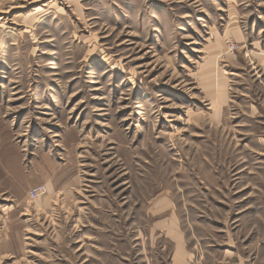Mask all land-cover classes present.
<instances>
[{"label":"rangeland","instance_id":"1","mask_svg":"<svg viewBox=\"0 0 264 264\" xmlns=\"http://www.w3.org/2000/svg\"><path fill=\"white\" fill-rule=\"evenodd\" d=\"M262 49L264 0H0V264H264Z\"/></svg>","mask_w":264,"mask_h":264},{"label":"crops","instance_id":"2","mask_svg":"<svg viewBox=\"0 0 264 264\" xmlns=\"http://www.w3.org/2000/svg\"><path fill=\"white\" fill-rule=\"evenodd\" d=\"M258 61L264 68V49L256 53ZM207 75L208 80H205ZM204 76L203 86L205 89L212 88L213 91L209 93L212 101L215 103V114L213 117L216 119V122L221 123L225 117V109L230 104L231 96V87L230 80L224 70L220 72H206ZM168 234L170 237L177 243L174 260L176 264H186V257L188 251L184 245V236L176 229L175 223L166 224Z\"/></svg>","mask_w":264,"mask_h":264},{"label":"built area","instance_id":"3","mask_svg":"<svg viewBox=\"0 0 264 264\" xmlns=\"http://www.w3.org/2000/svg\"><path fill=\"white\" fill-rule=\"evenodd\" d=\"M47 191H48L47 186L43 184V185H39V186L31 189L30 195L32 198L36 199L39 196L45 194Z\"/></svg>","mask_w":264,"mask_h":264}]
</instances>
